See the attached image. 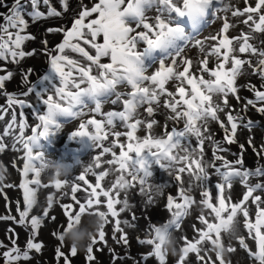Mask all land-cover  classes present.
Wrapping results in <instances>:
<instances>
[{"label":"snow or ice","instance_id":"obj_1","mask_svg":"<svg viewBox=\"0 0 264 264\" xmlns=\"http://www.w3.org/2000/svg\"><path fill=\"white\" fill-rule=\"evenodd\" d=\"M219 2L223 3V0ZM244 2L246 6L242 10L232 9V6L228 4L224 5L223 10H231L233 17L246 16L243 23L248 25L250 31L241 32L239 36L229 38L226 33L231 25L228 19L224 18L220 31L216 35L205 38V40L218 41L209 51L205 49V40L190 35L186 26L190 25L193 32L199 33L201 26L207 24L206 18L209 14H214L213 0H98L90 7L81 0L70 29L48 28L49 33L63 32L64 39L52 51L48 50L46 39L42 42L45 45L44 52L49 59V70L23 93L24 96L35 93V97L46 110L41 113L39 105L33 106L24 100H19L15 93H5L8 95L9 105L18 104L21 109L31 108L39 121L32 127V134L25 137L24 129L27 123L22 119L19 124L20 135L14 138L15 142L22 144L25 150L23 175L27 177L30 172L34 173V179L30 181L26 179L20 184L24 190L26 207L23 211H20L19 206L17 207V211H20L19 223H25L29 213L37 204V189L48 187L47 184H41V172L46 168L56 167V176H60L59 167L67 169L70 167L45 160L43 153L37 151L41 139H48L61 131V124L57 117H79L84 114L83 109L88 107V102H93L95 104L93 111L103 115L105 119L101 121L92 118L81 122L78 130L73 131L69 138H87L91 147L102 149L93 158L92 163L84 169V173L91 172L95 176V184L90 183L85 174L77 176L76 180L83 182L86 187H82L79 183H72L71 200L78 208H74L72 203L61 205L67 217L64 232L58 235L61 242L65 239L64 234L74 223L84 222V216H99L103 219V224L98 230V239L103 241L105 237L103 228L108 223L109 214L111 217H117L120 212L130 208L128 190L136 187L133 182L139 185L140 194L147 197L145 205L153 204L154 200L149 192L151 188L149 179L154 175V166H158L177 183L178 192L176 196H167L166 208L171 213V218L159 225L149 221L150 237L148 239L137 237L140 244L152 246V250L144 259L154 256L159 264H166L167 255L161 252V244L157 243V240L163 243L165 233L173 228H181L183 217L188 214V210L194 204H197L192 195L193 187H200L202 199L199 204L210 209L219 222H209L201 212L198 219L205 227L197 229L200 232L198 239L189 241L186 237L184 238L186 246L181 249L179 264H185V259L190 252L196 253L199 260L205 261L207 258L200 254L202 249L198 245L202 241L211 240L215 246L216 240L220 238L221 229L227 230L232 226L238 213L245 218L244 226L250 234H253V239L257 242V251H250L249 255L253 256L259 264H264V200L260 195H254L257 190H264V184L250 185L248 183L249 177H264V165L257 164L254 170L246 169L243 167L242 155L235 161H228L223 155H219L218 153L227 152L228 149L214 139V134L209 128L210 122H216L223 129L224 141L228 144L236 143L238 127L251 131L254 126V121L243 114L247 112L249 106L264 115V90L257 89L254 84H249L247 87L254 94L255 99L245 98L246 102L239 111H236L229 103L230 96L238 102L241 100L236 83L239 76L250 71V74L264 80V48L251 43L255 39V33H264V0H255L254 6L249 5L248 0ZM41 3L47 6V13L40 10ZM60 3L64 12L69 11L68 0H60ZM0 7L7 8L6 13L0 12V18L4 21L0 23V59L11 57L15 63H19L25 56L36 53V49L25 52L22 48L26 40L35 39L30 34H22L28 28L25 17H30L35 22L63 14L52 6L51 0H13L10 6L5 4L4 0H0ZM152 9H155L156 14L149 16L148 13ZM93 14L95 18H92ZM13 29L15 31H10ZM193 41L192 46L198 47L201 53H205L204 58L197 61L196 67L193 60L185 54V48ZM261 43L264 44V41ZM237 46L239 53H249L255 58V62L234 55ZM66 50L78 53L84 62L66 54ZM91 50H94V54H91ZM208 56L217 58L214 69L209 68ZM103 57H108L110 62L102 63ZM150 69L153 70L150 72ZM94 70L95 74H93ZM31 73L32 69H28L24 77L25 81ZM205 74L209 78H205ZM11 77V72L0 76V89L5 87V81ZM170 81L175 82V91H169L166 87ZM118 86L130 87V91H118ZM261 88H264V84ZM50 92L51 95L48 94ZM113 95L115 99H111V103L121 102L123 111L101 113L102 104ZM161 97H166L162 102L163 107L170 111V114L166 115L163 135L159 137L148 135L141 139L136 135L138 126L146 124L147 129L151 130L157 121L140 119L138 109L147 105L144 110L148 117H152L154 111L161 106ZM221 114L226 117V120L221 119ZM23 115L21 111V116ZM0 119L3 117L0 116ZM115 121L122 122V127L128 131H115ZM168 121H172L174 125L170 130H168ZM181 122L183 126L178 127ZM15 123L16 116L13 114L12 123L4 130V136L10 134ZM109 136L116 139L105 146L103 142L107 141ZM121 136H126L128 142H120ZM193 138H195L196 146H193ZM206 141L214 146L210 161L204 159ZM248 143L253 144L251 137ZM4 147L3 140L0 138V152L4 150ZM117 147L120 149L119 155L114 150ZM243 147L241 145L242 149ZM253 151L264 159V145L261 146L260 151L253 146ZM107 153H111L112 159L102 160L101 157ZM217 161L221 162L219 166ZM102 164L112 167L102 169ZM94 168L101 170L95 172ZM209 168H214L215 175L220 178L215 184V198L218 206L213 204V196L208 187ZM184 173H187L189 177L187 187L181 176ZM110 174L115 175V180L109 187H105L101 182ZM235 178H240L247 190L237 203H226L231 200V196L226 195V192L232 188ZM53 183L57 189H60L62 185L70 182L54 179ZM29 184L36 187H29ZM163 187L165 185H158L157 189ZM78 191L85 193L83 202L76 195ZM121 191L124 192L123 200L119 198ZM101 197L106 199L102 200ZM250 198L256 205L254 223L247 219L249 217L247 202ZM47 202L48 207L43 209L42 216L32 215L30 218L32 235L26 249L23 251L19 247L9 249L4 253L5 264H17L21 259H30L29 251L32 249L40 251L42 244L34 242V239L44 218L49 216L48 209L52 206L51 195L48 196ZM121 204L122 207L117 210L116 205ZM104 205L107 211L101 210V206ZM222 213H227L226 218L222 216ZM7 218L9 217H0V219ZM52 219L55 220L56 217ZM135 219L136 217L133 216V220ZM115 224V231L121 233L124 232V229L120 227L121 224L127 227L135 226L128 220L119 219L115 221ZM53 235L57 233L54 232ZM120 240L127 244V235H122ZM96 243L97 237L93 235L91 244L87 247L88 261L94 260L92 253L93 245ZM240 243L247 248L243 239ZM0 247L3 245L0 244ZM227 251L231 252L233 249L229 247ZM55 252L57 260L63 258L64 264H69V257L61 251L60 247H57ZM214 252L219 264H226L222 251ZM75 255H77V248L72 245L71 256Z\"/></svg>","mask_w":264,"mask_h":264},{"label":"rangeland","instance_id":"obj_2","mask_svg":"<svg viewBox=\"0 0 264 264\" xmlns=\"http://www.w3.org/2000/svg\"><path fill=\"white\" fill-rule=\"evenodd\" d=\"M12 2L13 0H4V3L9 6ZM57 2L60 6L59 10L63 13L59 17H48L47 19H39L35 22H33L31 18L28 19L29 17H25L28 21V28L26 29V32L22 34H30L34 36L35 39L26 40L22 45V48L25 52L36 49V53L32 56H25L19 61V63L13 62L11 57L7 59H0V76L7 75L9 72L12 73L11 79L5 81V87L3 89H0V116L3 117V119H0V138H2L5 145L4 150L0 152V162H2L6 170L5 179L3 183H0V217H9L7 219H0V244L3 245V247H0V264H5L6 261V258H3L4 255L2 256L3 252L5 253L7 250L13 247H19L23 249V246L25 250L27 247V242L32 235L30 218L32 215H35L33 210L29 213V216L26 218L24 224L19 223L20 211H23L26 207L24 203V190L20 187V184L23 183L26 179L29 181L34 179V173L30 172L27 177L23 175L25 150L22 144L15 142L14 138L20 135L19 124L22 119L27 123V127L24 129L25 137L31 135L32 127L39 123V121L36 119V114L33 113L31 108L26 107L24 109H21L18 104L9 105L8 95H5V93H15L17 99L24 100L27 103L32 104L33 106L39 105L41 113L46 110V108L42 104H40V102L35 97V93L29 94L28 96H24L23 93L26 92L33 83H36L39 78L47 74L49 70V59L47 54L44 52L45 45L42 42L46 39L48 41L47 48L49 51H52L55 46L61 43L64 39L63 32L49 33L47 29H70L74 21L75 13L79 10L78 6L81 3V0H68L70 9L67 12L63 11L60 0H55V3ZM213 2L214 14H209V16L206 18L207 24L201 26V30L199 31V33L193 32L190 25L186 26V30L190 35H193L197 39L201 40H205L206 37H209L211 35H216L222 28L224 18H227L229 24L231 25L228 32L226 33L229 38L237 37L241 34V32L247 33L250 31L248 25H245L243 23V20L246 19V16L233 17L231 15V10H223L225 4L231 5L232 9L238 8L242 10L246 6L244 0H223V3L219 2V0H213ZM83 3L90 7L97 2L95 0H83ZM254 3L255 0H248L249 5L254 6ZM41 7L44 10L43 12L46 13L45 9H47V6L41 3ZM217 9H219V11H216ZM0 12L6 13L7 8L0 7ZM148 14L149 16H154L156 14L155 9H152ZM92 18H95V14H93ZM3 22V19L0 18V23ZM10 31L15 30L13 29ZM254 35L255 39L252 40L251 43L255 44L257 47L264 48V44L261 43V41H264V33L257 32ZM100 39L102 42V38ZM193 43L194 41L190 42L185 48V54L193 60L194 67H196L198 66L197 61L203 59L205 53H201L198 47H193ZM217 43L218 41L205 40L206 51H209L211 47L216 45ZM66 54L84 62L83 58L80 57L78 53H72L70 52V50H66ZM91 54H94V50H91ZM234 55H240L239 58L241 59L253 60V62H255V58L252 57L249 53H239L238 46L237 51L234 53ZM207 58L209 60V68L214 69L217 64V58L215 56H208ZM104 60L105 57L101 59V62L107 63ZM245 68H247V65H245ZM28 69H32V73L27 76V81H25L24 77L28 72ZM152 70L153 69H150L149 71L151 72ZM93 74H95V70ZM205 78H209L207 74H205ZM236 83L239 87L238 95L241 97V100L238 102L234 97H229V103L236 111H239L242 105L246 102L245 98L255 99L254 94L248 90L247 85L254 84L257 89L264 90V88H261V85L264 84V80H261L259 76L250 74V71L245 73L244 75L239 76ZM166 87L169 91H175L176 84L175 82L170 81L166 85ZM117 90L126 92L130 91V87L118 86ZM48 94L51 95L52 93L50 92ZM111 99H115V96L113 95L107 102L102 104L101 113H107L110 111H123V104L121 102L112 104ZM164 99H166V97H161V106L156 111H154L152 117H148L146 111L144 110L147 105L138 109L140 113V119H147L149 121L151 119H155L157 121V124L153 125V128L151 130L147 129L146 124L138 126L136 135L141 139L148 135H155L157 137L163 135V132L165 130L164 124L166 115L170 114V111L164 109L163 107L162 102ZM94 108L95 104L93 102H88V107L83 109L84 114L79 117H57L58 122L61 124V131L56 133L54 136L49 137L48 139H41L42 142H47V146L41 147L43 151H40L39 148L37 149V151L43 153L45 160L55 161L56 163H64L65 165H69L70 167L68 168L69 171L61 174L60 176H56L54 168H46L41 172V184H47L48 187H40L37 189V204L33 207V209H37L39 216H42L43 209L48 207V196H52V206L48 209L49 216L44 218V222L38 229L37 235L34 239V242L41 243L42 247L39 252H37L35 249L30 250L29 255H34L30 256V259L28 260L21 259L19 262H17V264H64L63 258H60L59 260H57L56 258L55 250L57 247H60L61 251L69 257V264H119L124 262H129V264H132L135 262L137 257H140V260L135 264H159V261L154 256H148L149 261L147 262L146 260H144V257L147 256V254L152 250V246L147 244L142 245L138 242L137 239V237H139L140 239H148L150 237L148 229L149 221L159 225L171 218V213L166 208L167 197L163 200L162 195H165L166 193L167 196H176L178 192V185L173 180V178L168 175V173L159 169L158 166H154V175L149 179V184L151 185V188H149V192L150 194H152L154 200L152 207L156 206L155 203H158V205L161 206H158V209L156 211H153L154 213L152 214V216L150 215L151 217H147L145 212L143 211L144 209H142L144 208L147 197L140 194L139 185L136 182H133L134 184H136V187L128 190V203L130 205V208L126 209L123 212H120L119 216L117 217H111V215L109 214L108 223H106L103 228V231L105 232L103 242L109 241L107 249L104 250V254H109V258H104V255L102 256L99 255V253L94 252V260L88 261L84 257V253L87 252V247L89 246V244H91V240L87 241L84 247L77 248V255L71 256L72 244L70 243V241L65 238L64 241L61 242L58 239V235L63 234L64 228L67 225V217L64 214L65 210L61 207V205L72 203L74 208H78V206H76L75 203L71 200L72 183H79L82 187H86L83 185V182L77 181L76 177L81 174H85L86 179H88L90 183L95 184V176H93L91 172L84 173V169L87 168L92 163L93 158L99 154L93 152V150L100 149H94L93 147H90V141L87 138H69L70 134L73 131L78 130L81 122L87 121L88 119L92 118L101 121L105 119L103 115L95 113L93 111ZM21 111H23L24 113L23 117L21 116ZM13 114H15L16 116V123L10 130V134L8 136H4V130L8 127L9 124L12 123ZM243 114L247 118H250L254 121V126L251 131L238 127L236 143L228 144L224 141L223 129H221L216 122H210L209 128L210 131L214 134V139L220 141L222 146L228 149L227 152L218 153L219 155H223L228 161H235L238 156L242 155L244 159L243 167L246 169L254 170L257 164L264 165V159H261L253 151V146H255L257 151H260L261 146L264 145V115L258 113L255 109L251 108V106H249L247 112ZM221 119L226 120V117L221 114ZM115 123V131H128V129L122 127V122L115 121ZM172 126H174L173 122L168 121V130H170ZM182 126L183 124L181 122L178 127ZM89 130H92L91 127ZM249 137L252 138V145L248 143ZM114 139L116 138L113 136H109L108 140L104 141V145L108 146L109 143ZM119 139L122 143L128 142L126 136H121ZM14 143L15 147H13ZM241 145L244 146L243 149L241 148ZM193 146H196L195 138H193ZM213 147L214 146L211 144V142H205V160L210 161L212 159ZM114 150L116 151L117 155H119L120 149L117 147ZM71 151H75L78 157H71ZM101 159H112L111 153L105 154L101 157ZM73 160L80 161L77 164H73ZM216 163L217 166H219L221 162L217 161ZM111 167L112 166L102 164V169ZM236 167L240 166L236 165ZM100 170L101 169H93V171L95 172H99ZM208 172L210 177L208 181V187L213 196L212 202L215 206H218V202L215 198V184L219 182L220 178L215 175L214 168H209ZM181 176L182 180L185 182V187H187V181L189 179L187 173L181 174ZM126 178L130 179V177ZM54 179H60L62 181L68 180L70 183L64 184L60 189H57L53 183ZM114 180L115 175L110 174L105 178L104 181L101 182V184L105 187H109L110 183L114 182ZM248 183L250 185H254L256 183L264 184V177H249ZM158 185H165V187L158 190ZM29 187L35 188L36 186L33 184H29ZM246 190L247 189L245 185L241 183L240 178H235L232 182V188L226 192V195L231 196V200L226 201V203H237L243 198ZM201 191L202 189L200 187H193L192 195L193 198L197 201V204H194L188 210V214L183 217L181 228H173L171 230L178 241L179 254H168L166 256V264H179L181 249L186 246L184 239L185 237L189 241H194L195 239L199 238L200 232L197 231V229H202L205 227L200 223L198 219L201 212H203L205 218L208 219L209 222H219L218 220H216L215 214L211 213L210 209H207L203 205L199 204V201L202 199ZM65 193H67V195H65ZM76 195L83 202L85 193L83 191H78ZM254 195H260L262 200H264V190H257ZM119 198L123 200V191H121ZM101 199L105 200L106 198L101 197ZM177 202L181 201L177 200ZM18 206L20 211H17ZM148 206L149 205H147L146 207ZM121 207L122 204L116 205L117 210H119ZM247 207L249 210V217L247 219L250 221L252 214L256 212V205L252 203L251 198L247 202ZM101 210L107 211L106 205L101 206ZM133 216L136 217L135 220H133ZM222 216L226 218L227 213H222ZM52 217H56V219L53 220ZM94 218L95 216H84V222L79 224V226L82 228L88 227L89 220ZM117 219L121 221L128 220L135 226L127 227L124 224H121L120 227L124 229V232H116L115 221ZM244 224L245 218L242 216V214L238 213L234 221L235 230L232 232V234H229L222 228L220 238L216 240L215 246H213L211 240L202 241L201 244L198 245V247L202 249L200 254L207 258L205 261L199 260L196 253L190 252L188 254V257H186L185 259V264H213L214 261L215 264H219V260L216 259L213 249H215L216 251H220L222 247H225L226 249V251H222V255L226 264H259V262L255 260L253 256L249 255L250 251H257V242L253 239V234L249 233V230L244 226ZM193 225H195V228H193ZM54 232L57 233V235H53ZM124 234L127 235V244L120 240V237ZM94 236L97 237L98 241V231L94 233ZM213 238H215V234H213ZM241 239L244 240L247 248L241 245ZM13 240H15V244H13ZM116 246H119V249H116ZM229 247L232 248L233 251L228 252L227 249ZM94 248L95 247H93V249ZM122 256H124L123 260Z\"/></svg>","mask_w":264,"mask_h":264},{"label":"clouds","instance_id":"obj_3","mask_svg":"<svg viewBox=\"0 0 264 264\" xmlns=\"http://www.w3.org/2000/svg\"><path fill=\"white\" fill-rule=\"evenodd\" d=\"M57 165H64V163L57 162ZM55 172L57 171V168L54 167ZM5 168L0 162V183H3L5 179ZM58 171L60 174H64L69 169L64 167H59ZM103 224V219L99 216H96L94 219H90L88 222V227L82 228L79 226V224H73V226L67 230V232L64 234L65 238L70 241L72 245H74L76 248H82L85 246V243L87 241H90L92 239V236L96 231L99 230L100 225ZM235 230V225L233 224L230 226L226 232L229 234H232V232ZM157 243L161 244V252L165 255L172 254L177 255L178 253V241L172 231H169L165 233V238L163 243H161L159 240H157ZM213 251H216L213 249ZM220 251H226L225 247L221 249Z\"/></svg>","mask_w":264,"mask_h":264},{"label":"flooded vegetation","instance_id":"obj_4","mask_svg":"<svg viewBox=\"0 0 264 264\" xmlns=\"http://www.w3.org/2000/svg\"><path fill=\"white\" fill-rule=\"evenodd\" d=\"M54 4H52V6H53ZM47 10V9H46ZM105 62H110V59L108 58V57H105V60H104ZM46 141H41L40 142V147H39V150L40 151H43V149L41 148L42 146H47L46 145ZM65 150V149H64ZM63 150V151H64ZM77 156V154L75 153V151H71V157H76ZM74 164V163H73ZM66 187V186H65ZM64 187V188H65ZM66 189V188H65ZM255 219H256V212L255 213H253L252 214V217H251V222H255ZM108 243H109V241H107V242H103V241H100V240H98L97 241V243L95 244V245H93V247H95L94 249H93V253L94 252H97V253H99V255H104V258H109V254L108 255H106V254H104V250L105 249H107V246H108ZM21 249V248H20ZM116 249H119V246L117 247L116 246ZM21 250H24V246H23V249H21ZM6 251V250H5ZM7 251H9V250H7ZM6 251V252H7ZM102 251V252H101ZM121 251H122V249H121ZM93 253H92V255H93ZM4 255V252L2 253V256ZM32 255H34V254H31V255H29V256H32ZM87 255H88V253L86 252V253H84V257L87 259ZM3 258H5V256H3ZM140 257H137L136 258V260H135V262L134 263H132V264H135V263H137L140 259H139ZM124 259V256H122V260ZM149 259V257H147V259H144V260H146V262L147 261H149L148 260ZM119 264H129V262H124V263H119ZM147 264H150V263H147Z\"/></svg>","mask_w":264,"mask_h":264},{"label":"bare ground","instance_id":"obj_5","mask_svg":"<svg viewBox=\"0 0 264 264\" xmlns=\"http://www.w3.org/2000/svg\"><path fill=\"white\" fill-rule=\"evenodd\" d=\"M95 1L98 2V0H95ZM51 3L54 4L53 7L56 8L57 11H60V10H59V7H60V6L58 5V2L55 3V0H51ZM73 9H74V8H73ZM40 10H41V11H44L42 7L40 8ZM45 11H46V13H47V10H46V9H45ZM64 14H65V13H64ZM27 18H28V17H27ZM28 19H30V17H29ZM216 21H218V20H216ZM61 23H62V22H61ZM221 23H222V22H221ZM45 32H46V31H45ZM238 57H240V55H238ZM247 75H248V74H247ZM243 79H244V78H243ZM248 81H249V80H248ZM103 143H104V142H103ZM90 147H91V143H90ZM101 151H102V149H100V150H93V152H95V153H100ZM95 153H94V154H95ZM69 155H70V154H69ZM77 157H78V155H77L76 157H74V158H77ZM61 159H62V158H61ZM79 161H80V160H73L72 162L75 163V164H77ZM86 162H89V161H86ZM84 163H85V161H84ZM162 196H163L162 199L164 200V199H166L167 194L165 193V195L163 194ZM157 200H158V199H157ZM163 200H161V201H163ZM155 205H156V206H154V207H152V204L149 205L148 207H146L145 205H144V208H142L143 206L141 207L142 209H144L143 211L145 212V214H146L147 217H151L152 214L154 213L153 211H156V210L158 209V206H161V205H158V203H155ZM44 207H45V205H44ZM32 210L34 211L35 215H38V216H39L37 209H32ZM150 215H151V216H150Z\"/></svg>","mask_w":264,"mask_h":264}]
</instances>
